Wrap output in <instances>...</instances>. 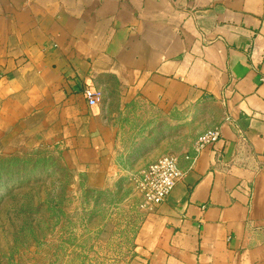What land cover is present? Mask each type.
Wrapping results in <instances>:
<instances>
[{"label":"crops","instance_id":"obj_1","mask_svg":"<svg viewBox=\"0 0 264 264\" xmlns=\"http://www.w3.org/2000/svg\"><path fill=\"white\" fill-rule=\"evenodd\" d=\"M0 98L12 136L91 183L181 158L131 264H264V0H0ZM183 114L200 131L184 146L163 121Z\"/></svg>","mask_w":264,"mask_h":264},{"label":"rangeland","instance_id":"obj_2","mask_svg":"<svg viewBox=\"0 0 264 264\" xmlns=\"http://www.w3.org/2000/svg\"><path fill=\"white\" fill-rule=\"evenodd\" d=\"M1 109L0 98V264H131L149 212L140 172L91 183L58 146L12 136ZM188 117L176 129L164 116L165 138L198 135Z\"/></svg>","mask_w":264,"mask_h":264},{"label":"built area","instance_id":"obj_3","mask_svg":"<svg viewBox=\"0 0 264 264\" xmlns=\"http://www.w3.org/2000/svg\"><path fill=\"white\" fill-rule=\"evenodd\" d=\"M84 95L90 105L99 104L104 94L100 89L87 88L84 90ZM221 137V132L218 127L208 129L198 137L194 147V153L186 155V157L195 163L198 155L208 145L218 141ZM180 157L175 153L163 154L159 160L143 168L137 176V182L141 189L142 204L147 210H152L163 202L175 185L181 181L185 170L180 166Z\"/></svg>","mask_w":264,"mask_h":264}]
</instances>
